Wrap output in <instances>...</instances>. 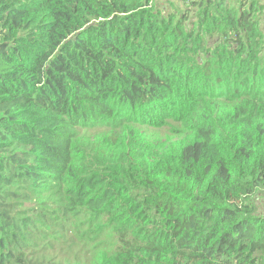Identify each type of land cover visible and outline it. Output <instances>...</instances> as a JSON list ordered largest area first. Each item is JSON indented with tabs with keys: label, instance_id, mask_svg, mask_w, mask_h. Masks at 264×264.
Here are the masks:
<instances>
[{
	"label": "trees",
	"instance_id": "1",
	"mask_svg": "<svg viewBox=\"0 0 264 264\" xmlns=\"http://www.w3.org/2000/svg\"><path fill=\"white\" fill-rule=\"evenodd\" d=\"M259 194L264 0H0V264H264Z\"/></svg>",
	"mask_w": 264,
	"mask_h": 264
},
{
	"label": "rangeland",
	"instance_id": "2",
	"mask_svg": "<svg viewBox=\"0 0 264 264\" xmlns=\"http://www.w3.org/2000/svg\"><path fill=\"white\" fill-rule=\"evenodd\" d=\"M141 131L144 133V135L151 139L156 145L161 144H167L170 142H173L176 140V137L178 136V132L176 130V127L174 126H167L163 129H150V128H144L141 129ZM85 134H91V133H85ZM252 202L257 208V211L259 214L264 215V194H259L252 199Z\"/></svg>",
	"mask_w": 264,
	"mask_h": 264
}]
</instances>
